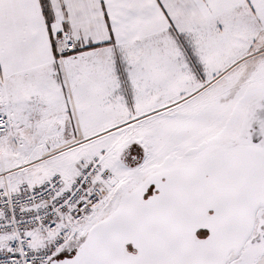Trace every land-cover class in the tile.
I'll list each match as a JSON object with an SVG mask.
<instances>
[{
    "label": "snow or ice",
    "instance_id": "1",
    "mask_svg": "<svg viewBox=\"0 0 264 264\" xmlns=\"http://www.w3.org/2000/svg\"><path fill=\"white\" fill-rule=\"evenodd\" d=\"M0 264H264V0H0Z\"/></svg>",
    "mask_w": 264,
    "mask_h": 264
}]
</instances>
